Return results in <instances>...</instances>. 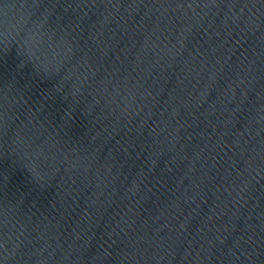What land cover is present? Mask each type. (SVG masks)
Here are the masks:
<instances>
[{
  "label": "water",
  "instance_id": "obj_1",
  "mask_svg": "<svg viewBox=\"0 0 264 264\" xmlns=\"http://www.w3.org/2000/svg\"><path fill=\"white\" fill-rule=\"evenodd\" d=\"M0 264H264V0H0Z\"/></svg>",
  "mask_w": 264,
  "mask_h": 264
}]
</instances>
